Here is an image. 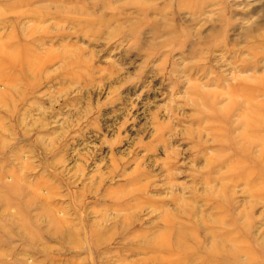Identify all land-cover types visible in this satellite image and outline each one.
Here are the masks:
<instances>
[{"label": "rangeland", "instance_id": "374dc122", "mask_svg": "<svg viewBox=\"0 0 264 264\" xmlns=\"http://www.w3.org/2000/svg\"><path fill=\"white\" fill-rule=\"evenodd\" d=\"M0 264H264V0H0Z\"/></svg>", "mask_w": 264, "mask_h": 264}]
</instances>
